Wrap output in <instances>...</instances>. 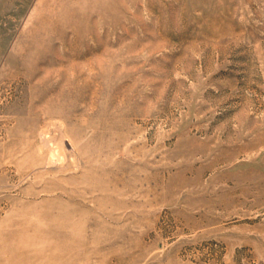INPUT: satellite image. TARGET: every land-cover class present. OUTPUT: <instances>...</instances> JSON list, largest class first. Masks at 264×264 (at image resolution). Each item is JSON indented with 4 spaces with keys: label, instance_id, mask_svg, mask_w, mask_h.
Wrapping results in <instances>:
<instances>
[{
    "label": "rangeland",
    "instance_id": "obj_1",
    "mask_svg": "<svg viewBox=\"0 0 264 264\" xmlns=\"http://www.w3.org/2000/svg\"><path fill=\"white\" fill-rule=\"evenodd\" d=\"M0 264H264V0H0Z\"/></svg>",
    "mask_w": 264,
    "mask_h": 264
}]
</instances>
